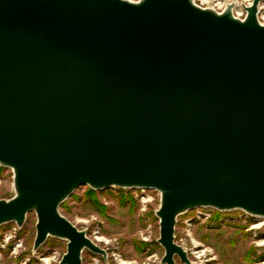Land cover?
Wrapping results in <instances>:
<instances>
[{"label":"water","instance_id":"obj_1","mask_svg":"<svg viewBox=\"0 0 264 264\" xmlns=\"http://www.w3.org/2000/svg\"><path fill=\"white\" fill-rule=\"evenodd\" d=\"M194 0H0V226L37 216L34 250L107 255L61 212L82 185L153 188L162 262L190 264L177 218L264 217V24Z\"/></svg>","mask_w":264,"mask_h":264},{"label":"rangeland","instance_id":"obj_2","mask_svg":"<svg viewBox=\"0 0 264 264\" xmlns=\"http://www.w3.org/2000/svg\"><path fill=\"white\" fill-rule=\"evenodd\" d=\"M202 1L205 6V0H198ZM241 1L245 0H239L236 15L244 18L247 12L238 14L243 10ZM261 1L259 18L264 21V0ZM13 191L14 171L0 165V199L10 198ZM62 204L61 212L107 251L103 256L85 249L84 264H166L162 262L165 249L159 242L158 190H96L82 185ZM36 223L37 216L32 211L22 226L16 222L0 226V264H61L67 241L49 236L34 250ZM175 240L187 251L190 264H264V217L239 208L188 210L177 218ZM175 262L187 264L177 255Z\"/></svg>","mask_w":264,"mask_h":264},{"label":"bare ground","instance_id":"obj_3","mask_svg":"<svg viewBox=\"0 0 264 264\" xmlns=\"http://www.w3.org/2000/svg\"><path fill=\"white\" fill-rule=\"evenodd\" d=\"M205 2H206V5L205 6L207 8H212V9H215L217 11H218V8H220V10L224 11L228 7H231V10L234 13V15H236V11H237L236 8L239 7V0H205ZM254 2H255V0H245V1H241L240 3H241V6H242L243 10L241 12H238V14L241 15L242 13L247 12V7L252 6L254 4ZM261 2H262L261 0H258V4H257V7H258L257 16H258L259 21L262 24H264V21H261L260 18H259V15H260V12H261L260 11ZM15 193L16 192H15V188H14V191H13V194H12L11 197H13L15 195ZM160 195H161V193H160ZM260 225H256L255 227H259Z\"/></svg>","mask_w":264,"mask_h":264},{"label":"built area","instance_id":"obj_4","mask_svg":"<svg viewBox=\"0 0 264 264\" xmlns=\"http://www.w3.org/2000/svg\"><path fill=\"white\" fill-rule=\"evenodd\" d=\"M198 5H200V6H202V7H206V6H204V2L202 1V3L201 2H198V0H194Z\"/></svg>","mask_w":264,"mask_h":264},{"label":"trees","instance_id":"obj_5","mask_svg":"<svg viewBox=\"0 0 264 264\" xmlns=\"http://www.w3.org/2000/svg\"><path fill=\"white\" fill-rule=\"evenodd\" d=\"M63 205V204H62Z\"/></svg>","mask_w":264,"mask_h":264}]
</instances>
